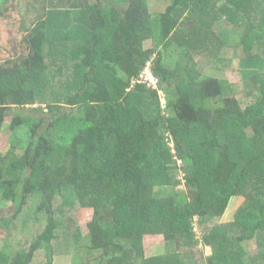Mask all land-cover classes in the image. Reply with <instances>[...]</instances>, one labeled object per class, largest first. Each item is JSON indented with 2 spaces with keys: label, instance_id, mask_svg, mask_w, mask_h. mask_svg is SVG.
Returning a JSON list of instances; mask_svg holds the SVG:
<instances>
[{
  "label": "trees",
  "instance_id": "16d2710c",
  "mask_svg": "<svg viewBox=\"0 0 264 264\" xmlns=\"http://www.w3.org/2000/svg\"><path fill=\"white\" fill-rule=\"evenodd\" d=\"M149 1L46 8L23 37L26 54L0 62V129L10 114V129L29 131L0 153V206H13L0 217V264H53L58 254L80 264H264V250L240 245L264 230V0H166L156 12ZM225 48L256 68L244 107L194 61L221 64ZM147 62L157 88L131 84ZM162 87L177 91L164 109ZM238 197L233 219L214 222ZM195 218L202 231L211 225L200 239ZM146 234L162 235L165 251L145 257Z\"/></svg>",
  "mask_w": 264,
  "mask_h": 264
},
{
  "label": "rangeland",
  "instance_id": "374dc122",
  "mask_svg": "<svg viewBox=\"0 0 264 264\" xmlns=\"http://www.w3.org/2000/svg\"><path fill=\"white\" fill-rule=\"evenodd\" d=\"M87 1L92 3L95 0ZM61 4L68 5L67 0H0V62L24 56L27 52L26 45L23 41L24 35H28L31 32L33 23L44 14L46 8H50L55 5L60 6ZM149 4L150 10L156 12L163 9L167 2L166 0H150ZM123 7L124 6H122V8ZM222 20L229 27L231 32L234 30L237 31L236 29L239 28H237V26H233V23L229 21L228 18L226 19L223 17ZM221 26V23L217 24V27ZM143 46L144 48L153 47L154 42L152 40H147L144 42ZM157 49H159V45L157 46ZM224 54H226V56H224V59L226 57V61H223L224 63L222 62L221 64L219 62L215 65L212 58H207L206 56H203V54L194 55V61L196 63V67L203 75L215 76L226 81L231 87L235 97L239 100L240 106L244 107L253 101L252 97L257 91L256 85L251 78V75L254 73L256 68L248 65L243 66L239 56H236L230 48H225ZM155 57L156 54H152L151 58ZM159 95L164 109L166 107V99L175 97L177 95V91L174 87H162V89L159 90ZM16 110L19 112L22 111L19 109ZM9 119L10 114L7 115L6 120L0 129L1 154H4L8 150L14 137H29V131L25 126L10 129L8 127ZM169 145L172 146V143L169 142ZM17 154L20 155V152L18 151ZM178 163H180V160H178ZM175 189L182 191L186 189V187L183 184H179L175 186ZM242 201V197H238L233 200L231 199L230 206L227 211L218 220L214 219V222L218 221L220 223H226L231 221L233 219L234 211ZM2 203L3 204L0 206V217L11 215L13 213L12 203L10 201ZM91 216L92 209L83 208L75 211V217L78 220L83 233L87 231L86 225L87 222L90 221ZM208 224L204 226L205 231L211 227V225ZM193 230L195 232V237L193 239H200L204 230L202 231V226L196 222V218L194 220ZM3 241L4 239L0 237V244H2ZM263 244L264 230L258 231L257 235L253 239L242 241L240 243L243 250L250 254H254L256 251H263ZM164 245L163 236L160 234H146L143 236L142 247L145 257L163 253L165 251ZM195 246L196 252H201L205 256L210 255L212 252L210 246L203 245L201 242H197ZM74 255L75 254L55 255L53 264H80V262H77L78 259ZM32 262L34 263L35 260Z\"/></svg>",
  "mask_w": 264,
  "mask_h": 264
},
{
  "label": "built area",
  "instance_id": "2783aa9c",
  "mask_svg": "<svg viewBox=\"0 0 264 264\" xmlns=\"http://www.w3.org/2000/svg\"><path fill=\"white\" fill-rule=\"evenodd\" d=\"M144 83L148 87L157 88V78L154 76L150 62H147L136 78L131 79V84Z\"/></svg>",
  "mask_w": 264,
  "mask_h": 264
}]
</instances>
